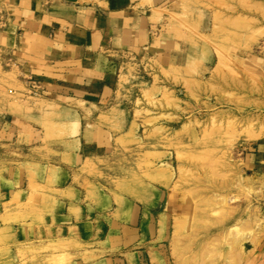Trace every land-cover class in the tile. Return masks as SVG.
I'll list each match as a JSON object with an SVG mask.
<instances>
[{"label":"rangeland","instance_id":"374dc122","mask_svg":"<svg viewBox=\"0 0 264 264\" xmlns=\"http://www.w3.org/2000/svg\"><path fill=\"white\" fill-rule=\"evenodd\" d=\"M8 2L0 264H264V190L248 169L264 137L255 64L264 0H189L167 11L165 55L119 57L113 98L94 122L105 131L96 156L78 151L66 108L13 61ZM132 210L137 231L115 226Z\"/></svg>","mask_w":264,"mask_h":264},{"label":"crops","instance_id":"0c3cea01","mask_svg":"<svg viewBox=\"0 0 264 264\" xmlns=\"http://www.w3.org/2000/svg\"><path fill=\"white\" fill-rule=\"evenodd\" d=\"M8 1L13 61L30 86L66 108L69 135L79 137L80 153L92 156L105 132L94 122L113 98L119 57L165 55L171 49L163 32L167 11L178 12L189 0ZM255 64L264 74V51ZM250 156L248 169L264 190V137ZM115 226L137 231L134 210L131 222Z\"/></svg>","mask_w":264,"mask_h":264},{"label":"bare ground","instance_id":"6f19581e","mask_svg":"<svg viewBox=\"0 0 264 264\" xmlns=\"http://www.w3.org/2000/svg\"><path fill=\"white\" fill-rule=\"evenodd\" d=\"M48 105V104H47ZM46 106V105H45Z\"/></svg>","mask_w":264,"mask_h":264}]
</instances>
